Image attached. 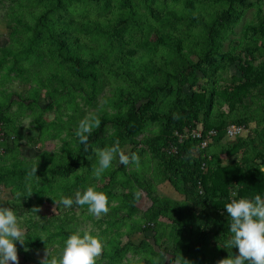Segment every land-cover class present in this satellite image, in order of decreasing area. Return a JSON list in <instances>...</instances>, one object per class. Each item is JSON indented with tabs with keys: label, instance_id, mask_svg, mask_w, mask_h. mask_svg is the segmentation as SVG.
<instances>
[{
	"label": "trees",
	"instance_id": "trees-1",
	"mask_svg": "<svg viewBox=\"0 0 264 264\" xmlns=\"http://www.w3.org/2000/svg\"><path fill=\"white\" fill-rule=\"evenodd\" d=\"M119 2L0 0L12 37L0 51V94L30 65L45 72L29 77L35 84L29 96L16 98L13 92L7 102L0 98V185L10 190L13 208L34 201L58 202L60 208L62 196L74 198L88 186L105 192L104 217L91 214L87 205L71 206L103 229L100 237L106 235L97 264H217L229 251L238 252L226 246L231 233L224 205L264 195V0ZM96 3L117 17L108 29L105 15L91 19ZM250 10L254 18L243 23ZM232 66L238 73L230 74ZM108 85L114 94L106 98ZM77 96L94 107L104 96L112 106L87 118V145L76 136V116L84 120L86 114ZM54 109L55 119L47 120L44 112ZM28 113L36 115L33 128L42 140L60 139L59 151L18 158L22 132L16 120ZM232 124L244 128L235 139L226 136ZM117 141L121 148L131 144L128 154L136 153L139 163L112 164L96 177L97 149ZM168 180L180 183L183 198L158 193ZM140 190L152 202L146 210L137 206ZM60 214L28 219L25 245L35 251L63 248L78 228ZM137 232L144 234L139 243L123 241Z\"/></svg>",
	"mask_w": 264,
	"mask_h": 264
},
{
	"label": "clouds",
	"instance_id": "clouds-1",
	"mask_svg": "<svg viewBox=\"0 0 264 264\" xmlns=\"http://www.w3.org/2000/svg\"><path fill=\"white\" fill-rule=\"evenodd\" d=\"M95 123L98 125L99 121ZM92 124L88 120L80 122L76 136L80 143L87 145ZM98 166L94 168L96 177L108 170L115 157L124 165L139 163L136 153L124 152L117 141L112 146L97 149ZM140 192L136 193L139 199ZM60 203L66 207L87 205L88 211L94 216H100L109 211L108 196L98 191L94 186H88L83 191H77L75 197L64 195ZM229 217V232L231 233L227 247L238 248V252L229 251V255L220 259L217 264H264V195L256 193L253 196H240L231 199L224 205ZM47 242L45 236L40 235ZM30 238L27 229L18 218L17 212L9 204L0 203V264L19 262L17 244H25ZM104 249V241L91 229H77L70 233L63 242L59 257H54L50 248L42 258L41 264H97ZM25 250H28L25 247ZM177 264L179 261L177 260Z\"/></svg>",
	"mask_w": 264,
	"mask_h": 264
},
{
	"label": "rangeland",
	"instance_id": "rangeland-1",
	"mask_svg": "<svg viewBox=\"0 0 264 264\" xmlns=\"http://www.w3.org/2000/svg\"><path fill=\"white\" fill-rule=\"evenodd\" d=\"M138 0H121V2H125L127 4H133V3H137ZM121 2L117 3L116 6H118ZM155 7L156 8H159L160 7V3H156L155 4ZM91 8H93V4L91 5ZM4 10V9H3ZM93 12V16H92V21H98V20H103V18H100L99 15L100 14H103L105 15L104 19L105 21V28H109L111 25V22H108V21H114L116 20V16L112 13H109V12H105V11H102V4L100 3H96L94 5V8L92 10ZM3 11L0 10V51H1V48L3 46H5L10 40H11V34H10V29L8 28L7 26V23L5 20H3L2 18V13ZM253 12L254 10H250L249 11V14L247 16V18L244 19L243 23H245L246 21L250 19H253L254 16H253ZM248 19V20H247ZM247 23V22H246ZM242 28V26L239 27V30ZM157 34V32L153 35V38L155 37V35ZM52 64H54L52 62ZM234 73H238V69L236 68V66H232L231 69H230V74H234ZM22 76L16 78L13 80L12 83H8L6 86H5V89H6V94L5 95H2L0 94V98L3 102H7L8 98L7 96H9L10 94H13V92L15 93V97L18 98V94H23L25 96H29L30 95V92H31V88H33L32 86L35 84L30 82L29 81V77H35V78H38V77H42V76H45V72H44V69L42 66H39V65H30L26 72H22ZM42 96H41V102L44 103L46 101L45 99V90H42L41 92ZM103 94H106V98L108 97H112L114 92H113V88H111L110 85H108V87L105 89L104 93ZM102 94V95H103ZM104 98V96H101V98H99V103L97 104V107H94V106H86L84 104V100L81 98V96H77V98L75 99V103L79 102V104H84L83 105V110L82 112H85V116H84V120H87L88 117H94V113L95 112H98L100 110H102L103 112L105 111H111L112 110V106L109 105L107 99ZM81 104V105H82ZM71 106V109L72 110V107L74 106L73 104H69ZM17 109V105H14L13 106V110H16ZM223 109L227 112L228 111V107L225 105L223 107ZM102 111H100V113H102ZM36 112V111H34ZM36 115L33 114V113H28L26 115L22 114L20 115L17 120H16V123L18 126H20V130L22 132V137L20 139H18V142H17V146L16 148L19 150V153H18V158L19 159H22V160H27V159H32L33 157H36L40 154H42L43 152H55V151H59V149L61 148V144L62 142L60 141L59 138H52V139H47V140H42L40 138V130L38 128H33L34 127V117ZM47 120H53L55 119L56 117V110H50V111H46L44 112V115H43ZM81 115H77L76 118H77V121L81 122L83 120H79V118L81 119L80 117ZM64 119H67L66 117ZM2 135V132L0 130V136ZM2 138V137H0ZM2 140V139H0ZM16 140V137L14 139V137H10L8 139V142H13ZM122 149L124 150L125 153H129L132 149V145L131 144H125ZM137 152L140 153L141 152V146H139L137 148ZM223 158V163H226L228 158H226V156H222ZM113 165L117 168L121 167V163L119 162V156L117 155L113 161ZM173 180H175L173 178ZM176 186V187H175ZM177 186H180V183L176 180V184L171 181V180H168L167 182L163 183V184H160V186L158 187V193L161 195V196H166V197H174V198H183V195L180 194L177 190ZM3 193H2V192ZM0 191V198L1 199H4L3 197L6 196V199H10L11 198V195H10V190L8 189H1ZM141 193V196L139 199H137V206L142 209V210H146L150 205H151V200L150 198L148 197L147 193L144 192L143 190H140L139 191ZM235 194V192H234ZM58 205V202L56 203H50V202H44V203H36L34 201V203L28 207V206H21L19 207L16 212H17V215L18 217L20 218H23V217H26L27 218L29 217V219H33V221H40L42 220L44 217H47L46 215H53V214H56L57 212L58 213H61L60 215H63L62 217L65 219L66 222H69V224H72V221H76L77 222V228L78 229H91L93 230V232L95 233H100L103 231L102 228L100 227H94V225H92L91 223L92 222H89L86 220V217L84 215H82V212H80L81 208L79 206H75L74 207V210L72 209V207H66V206H61L60 208L57 207ZM106 214V213H105ZM105 214H101L100 217H104ZM111 216H115L114 213H111ZM116 216L118 217L119 215L116 214ZM115 216V217H116ZM27 218L22 219L20 220L21 223L25 226V221L27 220ZM63 220V219H62ZM65 221L63 220L62 224H65ZM26 228V226H25ZM124 229V228H123ZM102 234H105V233H102ZM104 237H101V238H106V235H103ZM144 237V234L141 233V232H137V233H132V234H127V235H124L122 238H123V241H126L127 239H132L134 242L136 243H139L140 240ZM109 238V237H107ZM121 238V239H122ZM107 241V240H105ZM106 244H108V242H105ZM23 244H20L18 243L17 244V248H19V253L22 254V256H25L23 253L27 254V255H30L32 254V256H30L29 258H27L25 256V259L28 260V264H41V260L42 258L46 255V251H43V250H25V247ZM109 246H110V243H109ZM63 248L59 249V245H56V246H53V248H51V252H52V255L54 257H59L60 255V251L62 250ZM23 252V253H22ZM56 254V255H54ZM132 252H127L126 253V257H132ZM154 259L157 258V256H153ZM161 256L159 255V258Z\"/></svg>",
	"mask_w": 264,
	"mask_h": 264
},
{
	"label": "crops",
	"instance_id": "crops-1",
	"mask_svg": "<svg viewBox=\"0 0 264 264\" xmlns=\"http://www.w3.org/2000/svg\"><path fill=\"white\" fill-rule=\"evenodd\" d=\"M1 189H3V186L2 185H0V191H1ZM2 192V191H1ZM3 193V192H2ZM10 195H11V193H10ZM2 198V197H1ZM0 198V203H3V204H9L10 206H12L10 203H13L12 202V200H11V198L10 199H6V196H4L3 198L4 199H1ZM11 200V201H10ZM19 207H21V206H18L17 208H14V210L16 211ZM20 220H22V219H24L25 220V218H27V216L26 217H23V218H20V217H18ZM29 219V217L27 218V220ZM27 220L25 221V222H27ZM25 226H26V229H27V233H28V225L25 223ZM24 245V247H27L28 249H30L31 251L32 250H34V249H31L30 247H28V246H26L25 244H23ZM23 247V246H22ZM23 247V248H24ZM19 248H18V255H19V262H18V264H28V260L27 259H25V256L27 257V258H29L30 256H32V254H30V255H27V254H25V253H23L25 256H22V254H20L19 253ZM21 252V251H20ZM13 264H16V262H13Z\"/></svg>",
	"mask_w": 264,
	"mask_h": 264
},
{
	"label": "built area",
	"instance_id": "built-area-1",
	"mask_svg": "<svg viewBox=\"0 0 264 264\" xmlns=\"http://www.w3.org/2000/svg\"><path fill=\"white\" fill-rule=\"evenodd\" d=\"M243 129L244 128L240 125H236V124L229 125L228 129H227V135L226 136L229 139H235L237 136H239L240 134L243 133V131H244ZM213 133H215V131ZM194 134L198 137L202 136L201 132L198 130H194ZM206 144H207V141H204L203 145L205 146Z\"/></svg>",
	"mask_w": 264,
	"mask_h": 264
}]
</instances>
